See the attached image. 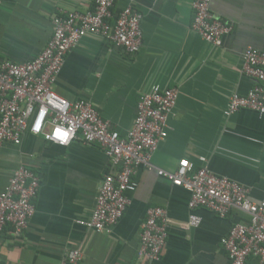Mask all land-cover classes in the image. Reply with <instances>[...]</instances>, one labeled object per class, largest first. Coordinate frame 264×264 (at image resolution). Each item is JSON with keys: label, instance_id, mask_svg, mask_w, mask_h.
I'll return each instance as SVG.
<instances>
[{"label": "crops", "instance_id": "obj_1", "mask_svg": "<svg viewBox=\"0 0 264 264\" xmlns=\"http://www.w3.org/2000/svg\"><path fill=\"white\" fill-rule=\"evenodd\" d=\"M94 0H3L0 4V61L32 60L52 35L58 9H91ZM123 5L113 10L115 17ZM143 43L127 54L108 39L86 35L66 55L55 91L73 101L90 100L110 128L125 135L141 93L153 85L177 86L168 135L154 152L153 169L137 168L136 189L111 231L88 229V220L109 162L97 145L73 140L66 146L29 132L18 145L0 150V192L20 165L39 178L35 213L21 236L10 226L0 234V264H60L65 252H82L80 264H228L220 239L248 216L233 209L225 218L198 208L197 227L185 228L189 192L157 174L174 171L180 159L208 167L245 185L253 201L264 198V115L240 110L224 116L233 93L243 94L255 81L241 71L247 46H264V0H212L211 11L232 30L215 46L191 27L192 0H137ZM160 206L170 218L162 258L138 259L140 224L146 210Z\"/></svg>", "mask_w": 264, "mask_h": 264}, {"label": "built area", "instance_id": "obj_2", "mask_svg": "<svg viewBox=\"0 0 264 264\" xmlns=\"http://www.w3.org/2000/svg\"><path fill=\"white\" fill-rule=\"evenodd\" d=\"M3 0H0V4ZM123 5L117 15L113 10ZM212 0H192V29L205 41L219 46L232 27L214 16ZM137 0H94L91 9H58L52 16V35L45 47L27 62L0 61V150L6 143L18 145L29 132L44 141L66 146L73 140L97 145L109 162L95 197L88 220L76 222L88 229L109 232L131 204L128 192L136 189L133 179L137 168L153 169L154 152L168 135V120L175 109L179 88L153 85L139 95L137 112L125 135L111 129L93 103L85 98L70 101L59 95L54 86L66 55L86 35L108 39L127 54H135L143 43L142 14ZM242 73L255 81L245 93H233L223 110L228 117L240 110L264 115V46H247L242 53ZM196 167L180 159L174 171L157 168V174L174 186L189 192V215L183 227H197L201 217L195 213L205 208L220 218L233 209L247 214L248 219L233 224L220 243L228 264H264V198L253 201L245 185L227 176L215 174L200 158ZM39 178L24 165L18 166L0 192V234L10 226L13 236H21L34 213L33 203ZM170 218L164 207L146 210L140 224L137 257L145 263L162 258ZM81 250L65 252L60 264H80Z\"/></svg>", "mask_w": 264, "mask_h": 264}]
</instances>
